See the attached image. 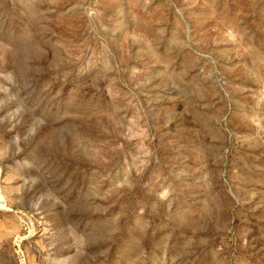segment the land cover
Masks as SVG:
<instances>
[{
	"label": "rangeland",
	"instance_id": "374dc122",
	"mask_svg": "<svg viewBox=\"0 0 264 264\" xmlns=\"http://www.w3.org/2000/svg\"><path fill=\"white\" fill-rule=\"evenodd\" d=\"M0 264H264V0H0Z\"/></svg>",
	"mask_w": 264,
	"mask_h": 264
}]
</instances>
